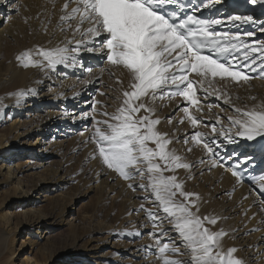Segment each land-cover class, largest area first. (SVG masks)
<instances>
[{"label": "bare ground", "instance_id": "1", "mask_svg": "<svg viewBox=\"0 0 264 264\" xmlns=\"http://www.w3.org/2000/svg\"><path fill=\"white\" fill-rule=\"evenodd\" d=\"M63 2L64 0H56L55 8H53L49 0H0V14L4 13L9 16L11 10H15L17 3H20V7L16 6V9H28L27 13L23 12L34 15L33 20L29 22V29L32 30L29 38H32V43L35 44L31 49H35L37 46L50 49L60 45L66 36L71 38V32H62L57 28ZM217 4L224 5L219 15L224 16L226 19L234 16H251L255 25H262V27L253 32V36L245 35V37L250 39V44L264 41V2L257 0V3L253 4L251 0H219ZM51 18L55 22L54 26L45 23L46 19ZM46 22L48 21L46 20ZM235 22L240 23V21ZM24 24L25 22L22 25ZM22 25L15 30H20ZM45 25L47 32L44 30ZM10 27L12 29L11 25ZM12 32L15 33L13 30ZM2 35L0 33V48H2L1 44L8 38L14 39L13 34L3 37ZM76 38L80 39L79 35ZM69 47H75V45H69ZM87 47H93L97 50L89 52L86 50L85 45H81L78 53H72L65 64H58L55 68L46 66L24 68L20 66L16 56L23 52V47H20L14 53L13 59L0 62V195L5 194L2 197V202L14 200L21 208L18 211L20 217L17 220L13 218L15 220L13 222L14 227H7L6 231H0V264H14V258L20 252L21 257H18L17 264H84L81 261L75 262L74 259L81 258L85 260L87 255L83 252L90 248L93 249L91 255H89L90 257L95 258V260L102 258L103 254L98 252L100 247L97 244L90 245L87 250L85 247L80 246V243L77 246V241L80 238L74 235L73 229L76 226L73 228L71 223L68 227L73 229H69V233L61 238L51 240L46 237L45 242L37 246L35 241L26 237L20 240L16 254L15 248H10L19 226L23 227L24 225L27 228V235L31 234L38 239H42L39 236L41 229H44L46 233L49 227L54 228L63 223L62 211L51 214V212L44 211L41 206L34 207L48 197L57 198L60 196V193H57L56 190L71 179L65 168H61L68 161L73 162L75 166L77 164L82 175H88L84 179L85 185L80 190L82 191L79 192L80 194L88 195L91 192L98 194L99 201L110 200L112 196H117L127 205L126 209H123L126 216L121 214L124 218L119 216L116 224L112 227L114 230L106 231L107 234H114V236L116 233L124 234L129 240H134L137 232L141 236L144 231L151 228L146 213L136 211L143 204V200L150 201V195L145 194L142 190L140 191L138 186L135 187V191L129 187L126 188L127 183L125 184V180L114 171L107 169L98 157L93 158L96 155V144L93 142V135H90L89 132L96 123L89 115L88 109H94L96 104L93 101L96 99L97 101H103L104 109L108 107L109 111L114 112L121 104L122 90L127 87L128 79L121 69L110 67L107 64L104 52L98 50L100 47L98 42L87 44ZM84 55H90L92 59L104 56V59L101 61L99 68L89 71V69H82ZM73 56L75 57L74 60L72 59ZM34 58L40 59L39 57ZM80 69L83 76H78ZM102 69L106 70L105 74H102ZM118 80L123 81V83H117ZM250 84H254L248 88L252 90V95L257 98L252 101V104L264 101V80L254 78L250 81ZM97 87L98 89H96ZM91 91L93 92L91 93ZM94 91L95 94L93 95ZM107 91L109 95H105ZM17 93H22V95H17ZM102 93L110 98L109 101H112V103L105 101V97L100 95ZM197 95L200 99L201 111L197 112L194 107L191 109L195 115L201 117V124L197 128H192L187 120L182 124L179 123L184 116L182 109L188 106L180 96L156 101V116L161 120L158 128L160 131L168 133L170 137L177 138L179 142L174 140L170 147H174L178 154L195 165L190 171L178 170L177 175L185 181L184 186L190 188V190L194 188L195 192V189H197L201 193L200 199L203 201V206L205 203L211 214L215 213L216 208H220V213L229 216L236 209L238 214L232 215V217L235 216L234 220L242 217L245 221H243L241 227L239 226L240 228L232 225V229L229 227L233 232L232 235H234L231 240L237 243L240 239H235L236 236L243 235L246 232L247 235H244V238L239 235L242 238L240 243L245 247L243 252L248 251L250 253V256H252L250 262L255 260L254 264H264V193L260 192L258 182L253 185L237 182V179L218 162L216 156L211 157L203 150L202 145L197 147L191 142L187 145L183 143L185 137L190 138L195 131H201L209 134L206 139L216 154L222 155L229 146H233L234 153L231 157H240L242 161H247L251 158L260 159L264 156L262 152L264 139L257 137L255 140L249 141L246 138L234 136V142H229L222 135H212L211 126L213 124L217 129L227 130L230 125L227 117L230 114L225 110L226 105L222 100H218L215 96L206 95L202 90H198ZM38 109L44 113L42 115L34 114ZM221 109H224V111ZM217 116L221 118L223 124L216 123ZM169 118H171V123L168 122ZM205 125H208V127H205ZM35 133L38 135L31 141L29 137ZM20 138L26 139L19 142L18 139ZM212 141H215V143H212ZM190 147L193 150L188 152L187 149ZM25 148H28V154L25 153L27 151ZM47 156L58 158L62 163L61 166L46 174L37 172L36 170L48 163ZM24 157L26 159H23ZM201 159L205 161L204 164L199 163ZM212 159H216L221 166L211 167ZM44 170L42 169V171ZM60 170L63 171L61 176L58 174ZM183 172L185 173L184 177H180L179 173ZM189 176L192 178L189 179ZM132 183L138 185L141 181L136 180ZM5 186L7 188L3 190L2 187ZM40 192L46 193L44 200L35 198V194H40ZM52 193L55 194L49 196ZM111 194L112 196H109ZM145 195L148 199H145ZM65 202H68V198ZM66 203L65 207H67ZM27 204H30L33 208L22 209ZM146 208L152 209V206ZM10 216L12 217L13 214H10ZM10 216L9 218H11ZM158 216L160 219L151 220L150 224L152 222L160 223L159 228L166 230V235L170 236L165 243H174L175 246L180 247L181 252L185 254L178 258L185 261L189 255L187 256L179 235H174L175 230L170 227V223L166 220L167 218L163 212H158ZM229 219L231 221V216ZM229 222L226 225H229ZM125 224L129 229L122 228ZM107 227L108 225L98 226L96 224L90 226L88 230L84 228V235H87L88 238L87 240L83 239L86 242H94L95 235L105 232ZM234 229L235 231H233ZM153 232L154 235L157 234L155 230ZM245 236H249L247 245H245L246 241H243L246 238ZM104 239L107 242L108 237ZM156 239H159V237L150 236V240L148 239L149 241L146 242H142L138 238L130 244L125 240L121 241L119 244L123 248V256L119 261L123 262L124 259L129 258L131 260L130 264L162 263L158 258V249L154 248ZM159 240L161 242V239ZM126 248L127 250H125ZM241 249L242 247L240 251ZM118 256L115 257L116 260ZM57 260L59 261L57 262ZM87 263L97 264L91 261L88 262V260Z\"/></svg>", "mask_w": 264, "mask_h": 264}, {"label": "snow or ice", "instance_id": "2", "mask_svg": "<svg viewBox=\"0 0 264 264\" xmlns=\"http://www.w3.org/2000/svg\"><path fill=\"white\" fill-rule=\"evenodd\" d=\"M49 2L55 8L56 0ZM218 2L209 0L204 7ZM251 2L255 4L257 0ZM172 5L183 11L180 0H64L57 28L71 32V38L66 36L60 45L50 49L39 46L26 49L16 56V60L24 68H55L65 64L72 53H78L81 45L89 52L96 51L87 44L98 42V50L104 52L107 64L121 69L128 84L122 90L120 106L114 112H104L105 119L96 121L92 137L96 155L93 158L98 157L107 169L129 181L128 187L133 191L136 186L146 192L150 190L154 198L151 202L157 211L145 208L144 204L136 211H144L152 221L160 219L158 212H163L178 233L190 261L178 258L185 253L174 243L161 245L156 239L158 258L162 264H246L236 255L237 247H224L222 241L229 233L223 228L213 231L210 227L227 218L201 216L199 194L185 191V181L177 172L179 169L190 171L195 165L170 147L174 140L179 141L159 130L161 120L156 116L155 104L157 100L182 97L188 106L182 109L184 116L179 123L187 120L195 129L201 124V117L191 109L201 111L197 93L202 90L206 95L222 100L233 113L227 117L230 122L227 130L217 129L213 124L212 135H222L229 142H234V136L249 141L257 137L264 139V101L241 106L234 103L228 90L229 85H249L256 78L251 73H258L259 78L264 79V41L248 44L238 35L214 30L213 26L222 21H199L191 15L182 18L179 11L170 8ZM230 19L252 22L251 16ZM44 30L47 32L46 25ZM246 35L251 37L254 33ZM73 44L75 47H69ZM235 99L239 100V97ZM249 99L255 101L257 98ZM168 122H172L171 118ZM216 123L224 122L217 116ZM208 135L195 131L190 138L185 137L183 143L202 145L209 156L215 157L216 153L206 139ZM192 150L191 147L187 149L188 152ZM199 163L205 161L201 159ZM219 166L216 159L211 160V167ZM231 174L237 182L241 181L239 171L231 170ZM138 177L147 183L134 186L132 182ZM258 187L264 193V175L259 177ZM153 227L159 228V225L154 223Z\"/></svg>", "mask_w": 264, "mask_h": 264}, {"label": "rangeland", "instance_id": "3", "mask_svg": "<svg viewBox=\"0 0 264 264\" xmlns=\"http://www.w3.org/2000/svg\"><path fill=\"white\" fill-rule=\"evenodd\" d=\"M16 6H19L20 7V3H17ZM16 6H15V10H11V12L9 13V16L6 15V14H4V13H1L0 14V18H1L0 19V33H1V35L4 32V34L2 35V37L5 36V35L8 36V34H13V36H14V39L8 38L5 42H3L1 44L2 48H0V62L5 61V60L7 62L8 60L13 59L14 53L20 47H23L24 49H22V50L24 51L26 49H31L32 47L35 46V44L32 43L33 42V40H31L32 38H29V36L32 33V30L29 29V22L33 20V18H34L33 16L34 15H28V14H26L28 9L27 10H23L25 8H22L20 10L19 8L16 9ZM23 11H25L26 13L23 12ZM21 14H22V16H20ZM17 17L20 20L19 19L17 20ZM14 19H15V21H14ZM46 20L47 21H49V20L51 21L52 20V22L48 24V22H46ZM46 20H45V23L47 25L54 26L55 22H53V18H51L49 20L46 19ZM23 21L25 22L24 25H22L24 23ZM10 25L12 26V29H10L11 28ZM20 25H22L21 29L20 30L17 29V31H16L15 29L18 28V27L20 28ZM12 30L15 33H13ZM105 73H106V70H103L102 74H105ZM250 85H254V84L245 85L243 87H237L235 85H229L228 90L233 95L234 103H236L238 105H241V106H243L244 104H247L249 106L252 105V101L253 100L249 99V97H251V96L254 97V95H252L253 94L252 93V90L248 88V87H250ZM96 89H98V87ZM92 92L93 91H91V93ZM94 94H95V91H94L93 95ZM100 95H101V97L102 96L105 97V101H107V102L109 100H111L110 98H108L107 96H105V95H109L108 91H107V93H105V95H103V94H100ZM236 96L239 97V100H236L235 99ZM93 102H95L96 105H95L94 109H91V108L88 109V113L91 116V118L93 120H95L94 122L96 123L97 120H103V119H105V117L103 116V113L104 112L111 113V111H109L108 107H106L105 109L103 108L104 107L103 101H97L95 99V101H93ZM97 102H100V104L97 103ZM109 102L112 103V101H109ZM225 108H226L225 110L228 112V114H230V115L233 114L232 113V109L228 105H226ZM42 113H44V112H42L40 109H38L37 112H35L34 114L42 115ZM95 127H96V124L94 125V127L91 128L92 130L89 132L90 135H93V133H94L93 130L95 129ZM37 135L38 134L35 133L32 136H30L29 138L32 141V140L35 139V137ZM25 139L26 138H20L18 140H19V142H22V141H25ZM25 150H27V151H25V153L28 154V151H29L28 148H25ZM19 151H20V149H19ZM46 158H47V162L48 163H45L41 168H39L38 170H36L37 172H43V173L46 174V173H49L51 170H54L55 168H59L61 166V164H62L60 162V160L58 158L54 157V156H47ZM23 159H26V157H24ZM48 166H49V168H48ZM64 166H61V168H63V169L65 168V170L70 175L69 177H71V179H70V181L68 183L62 185L61 188H59V189L56 190L57 193H60V196H58L57 198H50V197H48V198H46L45 201H41L40 203H37V205L34 207V208H37V207L41 206V208L44 211L51 212V214L53 212L62 211L63 212V219H64L63 223L61 225L55 226L54 228L53 227L52 228L49 227V230L46 233H45V230L44 229H41L40 230L41 232H39V236H41L42 239H38L36 236L31 235V234L27 235V233H28L27 228L24 225H23V227L22 226L21 227L19 226V228L17 229V231L14 234V238H13L12 243L10 245V248H13V249L15 248L14 249L15 250V254L17 253V250H18V247H19V244H20V240L22 238L28 237V239H32L33 241L36 242L37 246H39L40 244H43L45 242V240H46L45 238L46 237H49L51 240L54 239V238H56V239L61 238L64 235H66L67 233H69V229H73L75 226L76 227L73 229V233H74V235L76 237H79L80 238L77 241V246H79V243H80L81 244L80 246L85 247L86 250H87V249L90 248V245L92 246L94 244H97L100 247L99 248L100 250H98V252H101L103 254L102 255V258L100 257L99 259H96L95 260V258H92V257L89 256V255H91V252L93 250L92 248H90L89 250L83 252L84 254L87 255V257L85 258V260L84 259H81V258H75L74 259L75 262L81 261L82 263L84 262V264H89V263H87V260H88V262L91 261V262H95L97 264H130L131 263V260H129V258L124 259L125 261L123 260V262H120L119 261V259L122 258V256H123L122 255L123 254V252H122L123 251V248L120 247V244H119L121 241H124L125 240L127 243L129 242V244H130V243H134V241H136L135 239H138L139 238V240L141 239L142 242H146V241H149L150 240V236H153L154 238L159 237V239H161V242L162 243H165V242H167L169 240L170 236H167L166 235V230H164L163 228H155L154 229L153 224L155 222H152L150 224V221L151 220L148 221V223H149V225H150L151 228H149V230L144 231V233L141 236H140V233H139V235H136V238L134 240H132V239L129 240L127 238V236L124 235V234H118V233H116L115 236H114V234H110V235L107 234V232L109 230H114V229H112V227L116 224L119 216H122V215L126 216L125 213H124L125 211H123V209L124 208L126 209V206L127 205H125V202L123 200H121L117 196H112V194L109 195V196H112V198L110 200L106 199L104 201H99L100 198H99L98 194H95V193H92V192L91 193H88V195H83L82 193L80 194L79 192H82L80 190L85 185L84 179L88 175L87 176L82 175V173L78 169L77 164L75 166V164L73 162H69L68 161L67 164L66 163L64 164ZM42 169H45V170L42 171ZM62 173H63V171L60 170L58 172L59 176H61ZM168 174H171V173H166V175H168ZM184 174H185L184 172L183 173H179L180 177H184ZM137 180L138 181H141L139 179V177L137 178ZM141 182L146 183L145 180L144 181H141ZM126 183H127L126 188H128L129 181H125V184ZM135 185H136V183L134 184V186ZM6 188H7V186L2 187L3 190L6 189ZM184 188H186V191L193 192V193H198L199 194V197L201 196L200 195L201 193L197 189H195L196 190V192H195L193 190L194 188H192V187H191L192 190H190V188H188L186 186H184ZM187 188H188V190H187ZM139 190L141 191L142 189L139 188ZM142 191H144L145 194H149L150 195V197H149L150 198L149 199L150 201L149 202H147L146 200H143L142 201V203L145 205V208L152 206L153 211H157V208L151 202L154 198L151 196L150 190L147 191V192L145 190H142ZM40 194H35V198H41L42 200H44V196L46 195V193L45 192H42V193L40 192ZM53 194H55V193L49 194V196H52ZM4 195H5L4 193L0 195V231H6V228L7 227H14L13 222L15 220H17L18 217H20V215H19L20 213L18 211H20V209H21V208H19V205L14 200H11V201L7 200V201H5V203L2 202L1 200H2V197H4ZM145 197H146V195H145ZM67 198H68V202L66 203L65 201H66ZM105 201H107V202H105ZM65 203L67 204V207H65ZM64 207H65V210H64ZM199 207H200V213L199 214L201 216H204V215H214L215 214L214 216H219V217H222L223 216V217H226L227 218V219H221V220H219L218 223L215 226H210V227H212L213 231L219 230L220 228H223L227 232H229V235L226 236V237H224V239L222 241L224 247L225 248L233 247V246L234 247H238V252L236 253V255L238 257H240V258H243L245 260L246 264H248L250 262V260L252 259L251 258L252 256H250V253L248 251H244L243 252V250L245 249V247L242 246L241 243H240V241L242 240V238H244V235H247V234H245L246 232L243 235L242 234H239L240 237H242V238H240L239 235L236 236L235 239H238V238L240 239V241L238 240L237 243L236 242L234 243V241L231 240V239L234 238L233 237L234 235H232L233 232L231 231V229H232L231 228V225L233 227L240 228L241 227V224L243 223V221H245V219H242V217L241 218L238 217V218H236L234 220L235 216L232 217V215L238 214V212L236 211V209H235V211H232L231 212V215H229V216L228 215L227 216L226 215H223L222 212L220 213L219 212V209L220 208H216L215 213L214 214H211V211H209V207L205 203H204V206H203V201L201 199L199 200ZM210 207H212V205H210ZM24 208H33V207L30 204H27V205L23 206L22 209H24ZM10 214H13V216L11 217ZM9 216L11 218H9ZM124 216H122V217L124 218ZM230 216H231L232 223H231V221L229 219ZM13 218L15 220H13ZM3 219H6V220H3ZM51 219H53V218H51ZM20 220H21V218H20ZM166 220L169 221L168 218ZM6 221H9V222H6ZM226 221H228V222L230 221L229 222L230 223L229 224L230 226L229 225H226V224H228V222H226ZM233 221H235V222H233ZM70 223H71V225H72L73 228L72 227L71 228L68 227V225ZM73 224H75V225L73 226ZM96 224L98 226L108 225V227L105 229V232L95 235L96 238H95V241L94 242H90V241H87L86 242V240H87L88 237H87V235L86 236L84 235L85 234L84 228H85V230H88L90 226L96 225ZM158 225H160V223ZM124 226H122V228L129 229V227H126V224ZM170 227L173 228V226H172L171 223H170ZM161 229H163V232L160 231ZM153 230H155L157 234L150 235V234H154ZM160 233H161V235H160ZM230 233H231V235H230ZM248 233H251V232H248ZM174 235H178V233L175 231L174 232ZM103 237L104 238L105 237H108L107 242H105V239ZM245 237L246 238L243 239V241H246L245 242V245H247L249 236H245ZM83 238H85L86 240L83 239ZM153 240H155V239H153ZM232 242H233V244H232ZM75 243H76V241H75ZM112 243H114L113 246H112ZM108 244H109V246H108ZM155 244L156 243H154V248H155ZM26 247H27V245H26ZM241 247H242V249H241L242 252L240 251V248ZM128 248H130V247H128ZM156 249H158L157 248V245H156ZM125 250H127V248ZM20 253L16 254V256L14 258V262H13L14 264H17L18 263V259H19L18 257H21V254ZM117 255H119V256H118V259L116 260L115 257ZM188 255L189 254L187 253V256ZM57 256H60V255H57ZM58 261L59 260H57V262ZM71 261H72V259H71ZM185 261H190V256H188ZM254 262H255V260L254 261H251L249 264H254ZM160 264H162V263H160Z\"/></svg>", "mask_w": 264, "mask_h": 264}]
</instances>
